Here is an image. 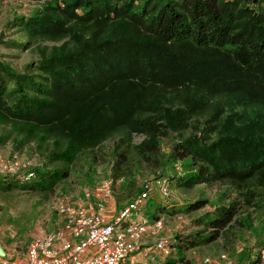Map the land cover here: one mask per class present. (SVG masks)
I'll list each match as a JSON object with an SVG mask.
<instances>
[{
    "label": "trees",
    "instance_id": "16d2710c",
    "mask_svg": "<svg viewBox=\"0 0 264 264\" xmlns=\"http://www.w3.org/2000/svg\"><path fill=\"white\" fill-rule=\"evenodd\" d=\"M15 19L24 39L10 43L33 44L36 71L0 62V124L56 165L30 166L27 179L0 173L4 187L49 191L78 155L114 135L126 144L142 135L134 148L150 157L174 133L169 158L194 164L179 187L221 182L247 204L264 193V0H49ZM171 177L150 179L169 190ZM153 194L149 219L170 205ZM234 213V202L221 206L198 241L216 239Z\"/></svg>",
    "mask_w": 264,
    "mask_h": 264
},
{
    "label": "rangeland",
    "instance_id": "374dc122",
    "mask_svg": "<svg viewBox=\"0 0 264 264\" xmlns=\"http://www.w3.org/2000/svg\"><path fill=\"white\" fill-rule=\"evenodd\" d=\"M46 1L49 0H0V62L16 72H35L37 53L33 44L28 47L10 43V40L24 39L15 17L27 16ZM56 43L40 42L47 47ZM4 81L9 86L8 80L4 78ZM10 130L9 124H0V170L56 165V162H47L32 140L16 142L20 134ZM188 134L189 129L182 135ZM142 138L133 134L126 144L114 135L93 150L78 155L69 165L67 177L49 191L4 187L0 180V248L4 254L24 257L33 238L56 230L64 223V215L58 209L60 202L79 203L84 189L94 188L106 178L112 179L111 201L117 211L143 188V184L150 183L151 191L140 208L143 215H148L160 199L153 194L158 192L157 181L150 178L152 173L161 171L163 175L172 176L168 180L170 205L164 212H155L162 218L160 235L168 239L167 254L157 252L151 247L152 240L144 237L145 243L126 264H248L255 258L264 234V193L254 196L247 204L241 195L221 182L181 188L178 176L191 170L194 164L188 160L173 164L169 158L175 134L163 137L159 152L150 157H143L134 148ZM120 152L123 156H119ZM196 199H205L206 204L196 210L186 209L188 203ZM229 202H234L235 208L229 225L219 231L216 239L198 241L211 232L205 224L207 218L218 214L221 206ZM106 211V219H109L108 207ZM221 255L224 260L220 259Z\"/></svg>",
    "mask_w": 264,
    "mask_h": 264
},
{
    "label": "built area",
    "instance_id": "2783aa9c",
    "mask_svg": "<svg viewBox=\"0 0 264 264\" xmlns=\"http://www.w3.org/2000/svg\"><path fill=\"white\" fill-rule=\"evenodd\" d=\"M27 168L11 170L9 167L0 173L20 172L21 177L27 179L32 176ZM156 181L159 195L168 197L167 182ZM149 184H143V188H149ZM111 192L112 179L106 178L98 186L84 189L79 203L60 202L58 209L64 215V223L56 230L33 238L23 261L5 257L0 264H126L145 243L144 237L152 240L151 247L157 252L166 255L169 244L167 237L160 235L161 216L149 219L140 210L148 191H141L106 220ZM255 258L256 264H264V234ZM220 259L224 260V255Z\"/></svg>",
    "mask_w": 264,
    "mask_h": 264
},
{
    "label": "crops",
    "instance_id": "0c3cea01",
    "mask_svg": "<svg viewBox=\"0 0 264 264\" xmlns=\"http://www.w3.org/2000/svg\"><path fill=\"white\" fill-rule=\"evenodd\" d=\"M107 207H108V212H109V214H110V216L111 215H113L114 214V212H116L117 210V208H115V206H114V203L111 201V198L108 200V203H107ZM113 211V212H112ZM107 220V219H106ZM1 249V248H0ZM2 250V249H1ZM2 254H0V260L2 259V258H5V257H11V256H7V255H5L4 254V251L2 250V252H1ZM12 259H14V260H16V261H23V259H24V257H21V258H18V257H11Z\"/></svg>",
    "mask_w": 264,
    "mask_h": 264
},
{
    "label": "water",
    "instance_id": "95a60500",
    "mask_svg": "<svg viewBox=\"0 0 264 264\" xmlns=\"http://www.w3.org/2000/svg\"><path fill=\"white\" fill-rule=\"evenodd\" d=\"M1 252H2V250L0 249V254H2Z\"/></svg>",
    "mask_w": 264,
    "mask_h": 264
}]
</instances>
